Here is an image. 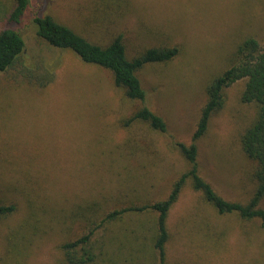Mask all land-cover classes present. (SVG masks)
Returning <instances> with one entry per match:
<instances>
[{"label":"rangeland","instance_id":"rangeland-1","mask_svg":"<svg viewBox=\"0 0 264 264\" xmlns=\"http://www.w3.org/2000/svg\"><path fill=\"white\" fill-rule=\"evenodd\" d=\"M15 0H0V31L19 30L24 60L54 78L41 87L21 65L0 72V199L16 210L0 217V264H70L63 245L94 229L114 210L166 199L190 168V145L211 82L249 37L264 48V0H31L19 22ZM50 14L89 40L123 34L129 58L150 47L179 46L165 63L138 71L146 101L130 99L113 73L37 34L36 14ZM247 78L224 90V102L197 140L201 175L217 193L247 203L256 163L242 137L259 105L242 100ZM148 105L165 132L128 119ZM264 209V199L261 201ZM157 213L127 212L96 230L90 264H155ZM166 264H264V223L220 214L191 180L169 213Z\"/></svg>","mask_w":264,"mask_h":264},{"label":"trees","instance_id":"trees-1","mask_svg":"<svg viewBox=\"0 0 264 264\" xmlns=\"http://www.w3.org/2000/svg\"><path fill=\"white\" fill-rule=\"evenodd\" d=\"M15 7L10 20L19 22L31 7V0H15ZM37 34L49 45L58 49L74 51L84 62L104 67L113 73L115 84L125 90L126 95L133 100L146 101V90L138 76V71L149 63H165L174 59L180 53V47L158 46L150 47L133 58L127 55V47L123 34L116 36L108 44H100L89 40L72 27L58 22L50 14H36L33 18ZM26 41L22 33L14 28L0 31V72L21 65V74L31 82L41 87L47 86L54 78L53 68L45 69L44 73L35 74V70L26 64L24 54ZM235 60L223 73L218 75L208 87V100L204 105L197 129L190 145L179 144L183 156L189 161L190 168L175 181L166 199L135 207H125L114 210L106 215L101 222L83 236L64 243L63 249L70 264H90L98 257L95 248L94 235L105 223L121 219L127 212L157 213L153 247L157 253L155 264H166L167 244L171 234L169 230V213L178 201L184 186L191 180L192 187L203 193L205 200L220 214L238 213L246 220L260 219L264 223V209L260 207L264 199V48L253 37L241 42L235 52ZM247 78L242 94L246 103L256 102L259 113L254 124L242 137V146L247 156L256 163L254 176L256 188L247 203L232 202L220 196L212 185L201 175L198 163L197 140L203 137L209 127L212 114L224 102V90L234 82ZM143 121L151 128L165 132L167 123L163 117L156 114L148 105H143L128 122ZM16 210L14 204H6L0 199V217L8 216Z\"/></svg>","mask_w":264,"mask_h":264}]
</instances>
